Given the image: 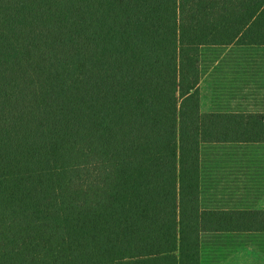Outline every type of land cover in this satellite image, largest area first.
Segmentation results:
<instances>
[{"label":"trees","instance_id":"16d2710c","mask_svg":"<svg viewBox=\"0 0 264 264\" xmlns=\"http://www.w3.org/2000/svg\"><path fill=\"white\" fill-rule=\"evenodd\" d=\"M264 47V0H0V264H201L264 233V113L201 106L205 59ZM264 53V52H263ZM227 200V199H225Z\"/></svg>","mask_w":264,"mask_h":264},{"label":"rangeland","instance_id":"374dc122","mask_svg":"<svg viewBox=\"0 0 264 264\" xmlns=\"http://www.w3.org/2000/svg\"><path fill=\"white\" fill-rule=\"evenodd\" d=\"M264 47L238 45L220 48L216 56L205 59L200 84L201 106L209 111H251L264 113ZM219 173L210 163L203 167V204L207 209L223 207L264 208V193L259 197L236 195L228 202V193ZM227 199V200H225ZM227 233V232H226Z\"/></svg>","mask_w":264,"mask_h":264},{"label":"crops","instance_id":"0c3cea01","mask_svg":"<svg viewBox=\"0 0 264 264\" xmlns=\"http://www.w3.org/2000/svg\"><path fill=\"white\" fill-rule=\"evenodd\" d=\"M201 264H264V233L205 232Z\"/></svg>","mask_w":264,"mask_h":264}]
</instances>
